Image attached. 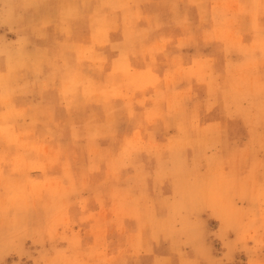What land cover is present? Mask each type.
<instances>
[{"label":"rangeland","instance_id":"obj_1","mask_svg":"<svg viewBox=\"0 0 264 264\" xmlns=\"http://www.w3.org/2000/svg\"><path fill=\"white\" fill-rule=\"evenodd\" d=\"M0 264H264V0H0Z\"/></svg>","mask_w":264,"mask_h":264},{"label":"crops","instance_id":"obj_2","mask_svg":"<svg viewBox=\"0 0 264 264\" xmlns=\"http://www.w3.org/2000/svg\"><path fill=\"white\" fill-rule=\"evenodd\" d=\"M145 61H150V62H152V63H157L158 62V60H151V59H147V60H145ZM147 63V62H146ZM200 64H203V65H207V62H205V61H200L199 62ZM140 65H139V68H142V67H145V69H148V68H158V66H157V64H156V66H154V65H152V64H144V61H140V63H139ZM194 64L195 65H197L198 64V62H194ZM190 66V65H189ZM136 67H138V65L136 64ZM203 82H205V85H208L207 83H206V80L204 79L203 80ZM204 85V83L202 84V86L201 87H199V88H203V87H206ZM200 86V85H199ZM191 90H193V87L191 86ZM179 91H181V89H178V88H174L172 91H170V93H169V96L172 98V99H175V98H178V97H180V95H182L181 97H185L186 96V100H187V95L189 94V93H183V92H179ZM184 94V95H183ZM175 97V98H174ZM205 98V97H204ZM193 99H195V98H193ZM188 101V100H187ZM175 103H177V102H170V104L168 103V106H167V108L169 109L170 108V106H174V104ZM172 109H174V110H178V109H175L174 107L172 108ZM155 116H157V115H155ZM155 122H156V125H155V127H157L160 123H159V117H157L156 119H155ZM148 127V126H147ZM146 127V128H147ZM155 127L153 128V129H155ZM147 132H148V129L146 130ZM159 131V130H158ZM187 131H191L190 130V128L187 130ZM160 133H162V131H160ZM143 142V144L144 143H151L152 141H149V140H143L142 141Z\"/></svg>","mask_w":264,"mask_h":264},{"label":"bare ground","instance_id":"obj_3","mask_svg":"<svg viewBox=\"0 0 264 264\" xmlns=\"http://www.w3.org/2000/svg\"><path fill=\"white\" fill-rule=\"evenodd\" d=\"M97 37V36H96ZM142 53V52H141ZM43 89V88H42ZM182 146V145H181Z\"/></svg>","mask_w":264,"mask_h":264}]
</instances>
